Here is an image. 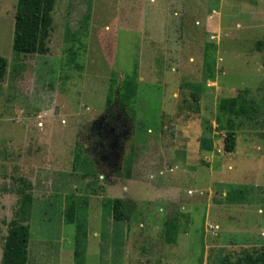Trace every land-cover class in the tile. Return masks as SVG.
Returning a JSON list of instances; mask_svg holds the SVG:
<instances>
[{"label":"rangeland","instance_id":"1","mask_svg":"<svg viewBox=\"0 0 264 264\" xmlns=\"http://www.w3.org/2000/svg\"><path fill=\"white\" fill-rule=\"evenodd\" d=\"M86 1L55 0L41 53L17 55V0H0V258L19 178L32 186L28 264H247L262 258L264 243H255V232L264 233V46H257L264 42V0H91L90 11ZM70 32L77 33L75 44ZM134 72L132 120L118 103L117 87L109 110L104 102L110 79L119 85ZM238 97L250 106L251 119L231 117L236 152L225 154L226 123L218 121L217 106ZM204 135L214 143L207 156L197 150ZM77 146L93 164L91 177L73 166ZM131 158L132 179L125 180L123 160ZM186 165L202 184L212 178L216 188L247 186L250 194L232 211L216 195L208 223L204 207L185 213L192 244L175 253L164 237L179 208L157 204L150 194L143 199L139 182L146 173ZM147 180L160 188L157 177ZM191 188L190 182L181 186L182 199L203 200L188 197ZM67 195L88 198L84 255L75 256L74 225L64 222ZM103 198L125 199L129 216L116 263L103 249ZM234 229L240 234L232 236Z\"/></svg>","mask_w":264,"mask_h":264},{"label":"trees","instance_id":"2","mask_svg":"<svg viewBox=\"0 0 264 264\" xmlns=\"http://www.w3.org/2000/svg\"><path fill=\"white\" fill-rule=\"evenodd\" d=\"M91 0L86 1L87 10L90 11ZM55 0H17L14 14V27L12 38V51L17 55H35L41 53L40 40L42 32L45 31L49 21L50 12L53 8ZM86 21L88 17L85 18ZM77 33L70 32L68 38L74 40ZM75 44V42L72 41ZM258 47L264 46V42H258ZM70 63H75V52L70 51ZM264 67V61H263ZM0 69L2 63H0ZM74 70L81 72V66L75 65ZM136 72L133 78H125L119 85L113 79L109 83V88L105 100V107L109 109L115 100L116 87L118 88V103L129 114H133L132 109L136 100L137 85L135 84ZM247 101L238 98H222L218 102L217 115L218 121H225L226 133L223 139V152L230 154L235 149L236 133L235 124L231 117H242L251 119L249 114L250 106ZM81 148H75L74 166L87 161L82 158ZM213 151V143L209 135H204L199 138V152L201 154H209ZM126 163V162H125ZM203 164L204 162L201 161ZM131 161L126 163L129 168ZM89 165H86V168ZM88 169V168H87ZM91 171V169H88ZM127 170V169H126ZM128 175V170L126 171ZM17 183L21 189L18 190L17 208L13 215V219L8 225L7 235L4 239L0 264H28V246L30 238V229L28 222L32 210L31 185L19 178ZM248 195V190H233L230 191L226 199L229 202H243ZM88 207L87 199L77 196H67L65 198V208L63 211L64 222L67 225H74V254L79 256V253L85 254L87 244L86 231V210ZM128 221L125 202L120 199L105 200L103 202V218H102V238L108 242L107 247H102L105 251L110 250L109 258L111 261L119 262L125 235L124 228ZM169 230L166 231L165 242L170 244L173 238L170 233L176 231V226L168 223ZM175 226V227H174ZM114 247V252L112 251ZM106 253V252H104ZM114 259V260H113ZM247 264H264V256L255 260L248 259Z\"/></svg>","mask_w":264,"mask_h":264},{"label":"crops","instance_id":"3","mask_svg":"<svg viewBox=\"0 0 264 264\" xmlns=\"http://www.w3.org/2000/svg\"><path fill=\"white\" fill-rule=\"evenodd\" d=\"M110 81H111V79H110ZM110 81H109V83H110ZM136 85L138 86V84H136ZM108 88H109V85H108ZM107 92H108V89H107ZM137 92H138V88H137ZM106 96H107V94H106ZM136 98H137V94H136ZM105 100H106V97H105ZM104 107H105V102H104ZM109 109H107L105 107V110H109ZM132 112H133V114H132V117H130V118L133 120L134 119V115H135V103H134ZM185 133L187 134V132H185ZM209 137H210V139L212 140V143H213V139H212L211 135ZM197 142H198L197 143V150L199 152V139H198ZM142 143H144V142H142ZM234 151L236 152V142H235ZM81 152H82V150H81ZM213 152H214V143H213V151L211 153H209V154H201L200 152L199 153L202 156H207V155L212 154ZM232 153H230V154H232ZM225 154H227V153H225ZM248 154H251L250 150L248 151ZM159 157H160V155H159ZM82 158L87 161V164L89 165L87 168L91 169V171L86 168L87 164L85 165L83 163H80V164H78V166H76V165L74 166V164H73V166H74L75 169H78V168L81 169V171L83 172V178L91 177L93 174H95V171H94V168H93V164L88 158L83 157V155H82ZM117 158H118V156H117ZM183 158L184 157H182V159ZM130 161H131V164H130V167L128 168L126 166L125 160H123L124 166L122 168V172H123V178L125 180H131L132 179V167H133L132 158L130 159ZM145 162L148 163L149 160H146ZM202 165L205 166L204 168L207 169L208 173H209V171H211V167H210L209 164L204 162ZM115 167H116V165H115ZM126 169L128 170V175L126 174V171H127ZM194 170H195L194 168L187 167V165H186L185 169L177 168L175 170L173 169V170H167V171L162 169V170L156 171L155 175H153V176H154V178L157 177V179H158L157 182H158V185H159L160 188H156V186H155L156 182L155 181H151L153 184L149 183L147 178L153 179V176L152 175H148L147 176L146 175L147 173L144 174V177L145 176L146 177L143 178L140 181L142 183L139 182L140 185H143L144 190L147 193V195L143 199L146 200L147 196L150 194V197H153L154 201L156 200L158 203H162V202L170 203V202H172L175 206H177L179 208V210H180V214L178 215L179 217L178 216H177L178 218L174 217L175 221L172 223V224H175L178 227V228H176V230L178 231V229H179V232H177L172 237L173 238V242L172 243L167 244L165 242L166 246H168L169 248H172L173 251H175V253H177L178 251L184 253L185 251L190 249V246L192 244L191 239H192L193 235H192V232L190 231V226L192 225V221L191 220L188 221L187 217L183 216V215H185V213L189 214L190 210H192L193 208H203L204 207L205 208V215H204L203 218H204L205 222L208 223V221H206L207 216H208V212H209L210 208L213 207L212 204L213 205L215 204V202H216L215 198H217L216 195H219V193H220L221 198H223L224 201L228 205V207L224 205L225 206L224 208H228L231 211H232L233 208H239L240 209V204L245 202L247 197H248L247 196L246 199L243 202H240V203L229 202L226 199V196H227V194L230 191L243 190V189L248 190V188H246L247 186H241L242 188L232 189V188H229V187L225 188L224 185H223V187H221V188H216L215 185H220V184H215L213 182L212 178L211 179H206V181L203 178L205 183L202 184L201 183V178L202 177H200L199 173L198 172L196 173V171H194ZM198 177H199V179H198ZM23 180H25V179H23ZM186 182H190V184H192V186L194 188V189L191 188V189L187 190V192H186L187 196L188 197H192V196H194V194H197V196L203 198V200H201V201L200 200L191 201V200H187V199H182V197H181L182 196L181 186L184 183H186ZM135 185H138V183L135 184ZM134 186H132V187H134ZM196 186H198V188H201V189H199V190L197 189L196 190V188H195ZM148 187H151V188H148ZM167 187H171V188H167ZM123 191H126V189H123ZM31 192H32V186H31L30 193ZM249 194H250V191H249ZM31 196H32V193H31ZM67 196H75V195H67ZM67 196H64L63 199L65 200V198ZM77 197H79V196H77ZM79 198H85V197H79ZM85 199H87V202H88V198H85ZM116 199H119V198H116ZM143 199H141V200H143ZM188 199H191V198H188ZM105 200H112V198H103V200L101 202L102 218H103V202ZM120 200L124 201L125 199H120ZM156 201H155V203H157ZM32 204H33V197H32ZM125 205H126V203H125ZM87 209H88V207H87ZM127 218H128L127 222L129 223V216L128 215H127ZM169 221H171V220H169ZM169 221H167L166 224L170 223ZM128 223H126V224H128ZM181 225L183 226L182 228L179 227ZM86 226H87V210H86ZM101 229H102V220H101ZM86 231H87V240H88V227H86ZM240 231L237 230V229H234V230H231V234H232V236L239 235ZM255 235H256L255 243H264V233L261 232L260 237H257L256 232H255ZM101 238H102V235H101ZM164 241H165V237H164ZM233 247L243 248V247H245V245H243V246H232V248Z\"/></svg>","mask_w":264,"mask_h":264},{"label":"built area","instance_id":"4","mask_svg":"<svg viewBox=\"0 0 264 264\" xmlns=\"http://www.w3.org/2000/svg\"><path fill=\"white\" fill-rule=\"evenodd\" d=\"M211 39H214V37H211Z\"/></svg>","mask_w":264,"mask_h":264}]
</instances>
